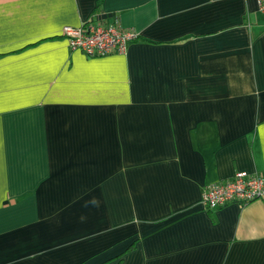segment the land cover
Returning <instances> with one entry per match:
<instances>
[{
    "label": "crops",
    "instance_id": "0c3cea01",
    "mask_svg": "<svg viewBox=\"0 0 264 264\" xmlns=\"http://www.w3.org/2000/svg\"><path fill=\"white\" fill-rule=\"evenodd\" d=\"M137 32L72 50L66 25ZM264 13L257 0H0V264H264Z\"/></svg>",
    "mask_w": 264,
    "mask_h": 264
},
{
    "label": "built area",
    "instance_id": "2783aa9c",
    "mask_svg": "<svg viewBox=\"0 0 264 264\" xmlns=\"http://www.w3.org/2000/svg\"><path fill=\"white\" fill-rule=\"evenodd\" d=\"M257 5L264 13V0H257ZM62 33L72 50H79L88 56L124 53L128 43L138 38L137 32L132 29L93 20H87L78 27L66 25ZM263 194V176L238 171L227 179L203 186L199 202L204 209L214 210L229 203L244 206Z\"/></svg>",
    "mask_w": 264,
    "mask_h": 264
}]
</instances>
